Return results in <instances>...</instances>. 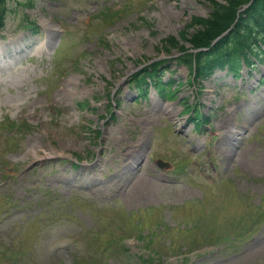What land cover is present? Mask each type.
<instances>
[{
  "label": "rangeland",
  "instance_id": "obj_1",
  "mask_svg": "<svg viewBox=\"0 0 264 264\" xmlns=\"http://www.w3.org/2000/svg\"><path fill=\"white\" fill-rule=\"evenodd\" d=\"M5 10L0 264H264V61L235 81L216 72L201 92L170 62L172 99L153 88L134 99L128 80L177 56L161 42L192 34L189 18L210 13L204 0H8ZM185 100L212 129L194 130ZM156 158L178 169L158 171Z\"/></svg>",
  "mask_w": 264,
  "mask_h": 264
},
{
  "label": "trees",
  "instance_id": "obj_2",
  "mask_svg": "<svg viewBox=\"0 0 264 264\" xmlns=\"http://www.w3.org/2000/svg\"><path fill=\"white\" fill-rule=\"evenodd\" d=\"M7 1L0 0V25L3 23ZM204 1L210 7V14L207 17L192 16L186 28H196V30L192 34L187 33V30L179 33L180 39L189 43L194 49L210 46L217 36L221 35L235 22L238 10L249 0ZM259 28L264 31V0H253L252 6L240 14L230 34L222 39L215 48L213 47L210 52L197 53L193 58V54L186 52L187 49L173 37L164 38L160 50L164 49L166 52L174 49L178 50L182 53L179 60L190 68H192V62L195 61V71L199 76H203L214 67V62L220 60V58H228L230 61L233 60L234 63H237L241 56L247 58L246 52L250 48L248 41L250 38L259 37V31L253 32ZM222 46H227L231 50L226 54H222ZM212 56H215V58L211 59ZM156 66L157 63L143 69L141 73H147L149 69L155 70Z\"/></svg>",
  "mask_w": 264,
  "mask_h": 264
}]
</instances>
